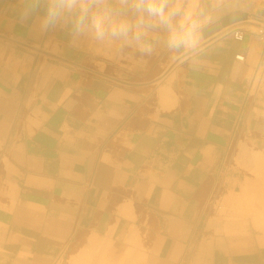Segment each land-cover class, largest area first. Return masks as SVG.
<instances>
[{
	"label": "crops",
	"instance_id": "obj_1",
	"mask_svg": "<svg viewBox=\"0 0 264 264\" xmlns=\"http://www.w3.org/2000/svg\"><path fill=\"white\" fill-rule=\"evenodd\" d=\"M22 3L0 0V264H264V0H220L196 69Z\"/></svg>",
	"mask_w": 264,
	"mask_h": 264
},
{
	"label": "clouds",
	"instance_id": "obj_2",
	"mask_svg": "<svg viewBox=\"0 0 264 264\" xmlns=\"http://www.w3.org/2000/svg\"><path fill=\"white\" fill-rule=\"evenodd\" d=\"M204 0H23L21 23L41 33L66 30L72 45L91 41L131 49L141 57L163 51L177 66L196 69L210 46L209 30L221 22L218 5Z\"/></svg>",
	"mask_w": 264,
	"mask_h": 264
},
{
	"label": "rangeland",
	"instance_id": "obj_3",
	"mask_svg": "<svg viewBox=\"0 0 264 264\" xmlns=\"http://www.w3.org/2000/svg\"><path fill=\"white\" fill-rule=\"evenodd\" d=\"M86 253H87V255H86ZM74 254H76L75 255L76 256V259H75L76 263L74 262V264H77V262L80 263L79 260H77V258H79V259L81 258L80 259L81 260V263L80 264H82L83 260H84L83 264H101L102 262H103L102 264H111V263L107 262L103 258V256L100 253H98V252H93V251H78V252H74ZM74 254H70L71 255L70 257H72V255H74ZM88 255L91 256V257H89ZM70 257H68L66 260H64L63 261V264H73V263L70 262ZM89 258H90V260L88 261ZM97 259H99V260H97ZM136 264H139V262L136 263Z\"/></svg>",
	"mask_w": 264,
	"mask_h": 264
},
{
	"label": "built area",
	"instance_id": "obj_4",
	"mask_svg": "<svg viewBox=\"0 0 264 264\" xmlns=\"http://www.w3.org/2000/svg\"><path fill=\"white\" fill-rule=\"evenodd\" d=\"M257 33L259 35H261V37L264 36V27H257L256 29ZM233 37L236 39V40H242L244 38V31L243 29H237L236 31L233 32ZM259 70V69H258ZM263 75H264V66L261 65L260 66V70L256 72V76L254 77V80L252 82L253 86L255 88H258L262 81H263Z\"/></svg>",
	"mask_w": 264,
	"mask_h": 264
},
{
	"label": "bare ground",
	"instance_id": "obj_5",
	"mask_svg": "<svg viewBox=\"0 0 264 264\" xmlns=\"http://www.w3.org/2000/svg\"><path fill=\"white\" fill-rule=\"evenodd\" d=\"M235 160H236V159H235ZM234 162H235V161H234ZM236 162H237V161H236ZM253 163H254V162H253ZM255 163H257V162H255ZM257 164H259V163H257ZM263 164H264V163H263ZM255 165H256V164H255ZM257 166H258V165H257ZM263 166H264V165H263ZM260 169H262V165H261V168H260ZM260 169H259V170H260ZM263 170H264V169H263ZM263 170H262V171H263ZM259 172H261V171H259ZM252 173H253V172H252ZM259 174H260V173H259ZM261 175H262V172H261ZM128 210H129V209H128ZM83 251H84V250H83ZM69 255H70V254H69ZM75 255H76V254L72 255V257H70L71 255L69 256V257H70V262L73 263V264H74V262L76 263V261H75L76 256H75ZM83 255H84V254H83ZM86 255H87V253H86ZM77 256H78V255H77ZM88 256H89V255H88ZM79 257H80V256H79ZM82 257H83V256H82ZM89 257H91V256H89ZM97 258H98V257H97ZM101 258H102V257H101ZM80 259H81V258H80ZM80 259L77 258V260H79V262L81 263V260H80ZM95 259H96V258H95ZM86 260H87V259H86ZM89 260H90V258L88 259V261H89ZM97 260H99V259H97ZM100 261H101V260H100ZM83 262H84V260H83ZM83 262H82V264H83ZM85 262H86V261H85ZM80 263L77 262V264H80ZM87 263H88V262H87ZM102 263H103V262H102ZM102 263H101V264H102Z\"/></svg>",
	"mask_w": 264,
	"mask_h": 264
}]
</instances>
